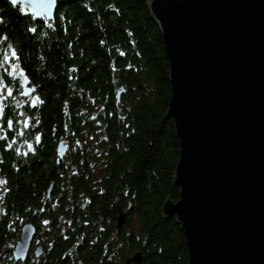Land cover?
Listing matches in <instances>:
<instances>
[{
  "label": "trees",
  "instance_id": "16d2710c",
  "mask_svg": "<svg viewBox=\"0 0 264 264\" xmlns=\"http://www.w3.org/2000/svg\"><path fill=\"white\" fill-rule=\"evenodd\" d=\"M0 21V50L20 54L15 76L0 62V120L6 129L13 121L0 139V264H126L139 251L141 264H187L180 225L161 215L167 197L178 199L179 143L165 117L169 62L147 0H59L41 20L0 0ZM21 69L42 101L35 107L18 94ZM25 222L44 251L15 261Z\"/></svg>",
  "mask_w": 264,
  "mask_h": 264
},
{
  "label": "water",
  "instance_id": "95a60500",
  "mask_svg": "<svg viewBox=\"0 0 264 264\" xmlns=\"http://www.w3.org/2000/svg\"><path fill=\"white\" fill-rule=\"evenodd\" d=\"M37 2L12 5L32 14ZM147 6L169 62L165 117L173 119L179 143L178 199L167 197L161 215L180 225L187 264H264V0H147ZM26 81L20 96L30 92ZM66 147L59 142L60 158ZM116 224H124L121 211ZM35 230L31 222L21 226L15 261L27 258ZM41 251L34 248L37 256ZM141 260L139 251L126 264Z\"/></svg>",
  "mask_w": 264,
  "mask_h": 264
},
{
  "label": "snow or ice",
  "instance_id": "6c2138e0",
  "mask_svg": "<svg viewBox=\"0 0 264 264\" xmlns=\"http://www.w3.org/2000/svg\"><path fill=\"white\" fill-rule=\"evenodd\" d=\"M19 2V0H12V4L15 5ZM59 4V0H38L37 3L33 4L34 7V11L32 13V17L35 18L38 14L40 15H44V16H49L51 18V13H52V9L54 6H57ZM2 22V21H0ZM49 28H52L53 25L51 23H49L47 25ZM29 31H33L35 32V28H31L29 29ZM131 35V33H129ZM7 41V37H3L2 40H0V42L6 43ZM104 41H101V44H103ZM121 55H124V53H121ZM20 59V54L18 53V50L13 48L11 45H7V47L4 50H0V62H2L4 65L9 66L12 68V72L11 75L15 76V65L13 64V61L15 60H19ZM34 91V90H32ZM25 95H30V92H25ZM7 95L9 97H11L13 95V89L11 87H7ZM38 103H42V101H40V97L36 96L34 100L31 101V104L33 107L37 106ZM3 113H4V108L2 106H0V119L3 118ZM28 123L25 122L24 127L25 129L28 128ZM0 128H3V125L0 124ZM7 129L11 130L13 129V121L12 120H8L7 121ZM21 135H23V133H21ZM0 139H4L7 140L8 139V134L4 133V134H0ZM41 137L39 135H37L35 137L36 142H40ZM15 143V141H13V144ZM8 148H12V144H8L7 145ZM28 149L30 152L34 153L35 149L33 148L32 144L28 145ZM20 155H28V153H19ZM6 183V181H0V184Z\"/></svg>",
  "mask_w": 264,
  "mask_h": 264
},
{
  "label": "flooded vegetation",
  "instance_id": "af4514ba",
  "mask_svg": "<svg viewBox=\"0 0 264 264\" xmlns=\"http://www.w3.org/2000/svg\"><path fill=\"white\" fill-rule=\"evenodd\" d=\"M22 12H25L26 13V11H22ZM20 71H22L23 72V75H21L20 76V79H21V81L19 82V85H20V90H18V94L20 93V91H21V84H22V82H23V77H26V79H27V81H26V85H27V87H29V89H30V95H27V96H21V99H22V104L23 105H26V106H30V107H33L32 106V104H31V101L32 100H34L35 99V97L36 96H38V94H37V92H36V88H35V86L32 84V81L30 80V78H29V75H28V73L23 69H21ZM4 90H5V95H7V87H5L4 88ZM32 90H34V91H32ZM2 92H3V86L0 84V95H1V97H5L3 94H2ZM0 133L1 134H4V133H7V129L6 128H0ZM44 226H43V228L41 229V237L42 238H46V233H47V227L45 226V224H43ZM36 229V228H35ZM35 234H36V230H35ZM44 236V237H43ZM36 246H41V248H42V251H41V253L37 256V255H35V253H34V248L36 247ZM43 251H44V249H43V246H42V244L41 243H39V240L37 241V240H35V238H33V240H32V242H31V246H30V249H29V252H28V256L27 257H30V255H32V254H34L37 258L38 257H40L42 254H43ZM27 259V258H26ZM25 259V260H26ZM24 260V261H25ZM129 264H133V262H130Z\"/></svg>",
  "mask_w": 264,
  "mask_h": 264
},
{
  "label": "rangeland",
  "instance_id": "374dc122",
  "mask_svg": "<svg viewBox=\"0 0 264 264\" xmlns=\"http://www.w3.org/2000/svg\"><path fill=\"white\" fill-rule=\"evenodd\" d=\"M2 99H3V97H1V95H0V106H2ZM0 124H1V120H0Z\"/></svg>",
  "mask_w": 264,
  "mask_h": 264
}]
</instances>
